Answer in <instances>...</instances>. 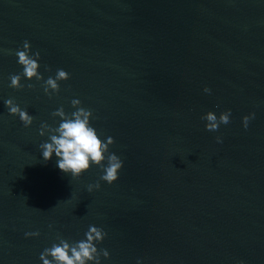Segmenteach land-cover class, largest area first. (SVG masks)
<instances>
[{
    "label": "water",
    "instance_id": "95a60500",
    "mask_svg": "<svg viewBox=\"0 0 264 264\" xmlns=\"http://www.w3.org/2000/svg\"><path fill=\"white\" fill-rule=\"evenodd\" d=\"M26 40L43 80L16 89ZM57 69L70 78L46 95ZM73 99L114 139L112 184L95 164L73 178L43 159L40 126ZM229 109L206 131L202 116ZM90 225L107 233L101 264H264V0H0V264H43Z\"/></svg>",
    "mask_w": 264,
    "mask_h": 264
},
{
    "label": "clouds",
    "instance_id": "9594fccd",
    "mask_svg": "<svg viewBox=\"0 0 264 264\" xmlns=\"http://www.w3.org/2000/svg\"><path fill=\"white\" fill-rule=\"evenodd\" d=\"M31 46L26 40L23 43V49L17 50L18 63L23 66L21 74H14L9 77L10 87L21 89L24 85L21 84V78L26 77L28 80L35 78L36 80H43L39 74L38 60L40 59V52L36 51L34 55H30ZM49 70L50 69H46ZM70 78L69 73L63 69H57L55 77H49L44 81L43 90L46 95L51 96L52 93H58L60 90L59 81H65ZM27 87L32 88L29 84ZM205 93H211V89L204 88ZM9 114L19 116L24 127H29L33 123V117L29 115L27 110H22L13 99L5 101ZM71 104L76 111L71 114H66L63 107L57 109L52 113L53 117H60L61 121L58 127H50L47 123H42L39 129V134L44 136L49 134V141L40 144L42 156L44 161L52 158L53 153L58 158L57 164L59 169L71 174L73 178H79L83 173L87 172L93 164L99 166L103 174L100 180L112 184L119 177L118 173L123 167V161L114 153L109 152V146L114 143V139L109 137L107 142L102 140L94 127L90 124V118L93 113L91 110L81 107L79 99H73ZM231 110L222 112L219 117L209 111L202 116V120H206V131H218L220 124L227 125L230 123ZM255 118V113H250L242 118L243 127L248 128L249 121ZM217 143H222L221 137H216ZM107 153V156L105 155ZM107 160L105 166L104 161ZM100 183L88 186V191L99 189ZM51 227V225H50ZM37 232H27L26 237L39 236ZM107 233L103 229L96 226H89L85 233L86 239L70 244L67 240L57 237L59 243H53L50 248H46L40 255L43 264H101L100 256L108 258L109 252L107 250L98 251L95 246L104 240ZM51 257V259H49ZM137 264H140V258H137ZM240 264H243L241 261Z\"/></svg>",
    "mask_w": 264,
    "mask_h": 264
}]
</instances>
